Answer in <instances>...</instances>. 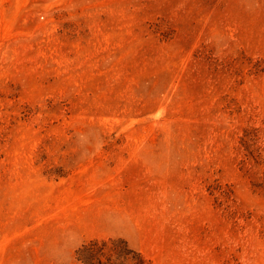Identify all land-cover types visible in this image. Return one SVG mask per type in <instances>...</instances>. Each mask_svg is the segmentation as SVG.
I'll return each mask as SVG.
<instances>
[{
	"label": "rangeland",
	"instance_id": "rangeland-1",
	"mask_svg": "<svg viewBox=\"0 0 264 264\" xmlns=\"http://www.w3.org/2000/svg\"><path fill=\"white\" fill-rule=\"evenodd\" d=\"M116 239L264 264V0H0V264Z\"/></svg>",
	"mask_w": 264,
	"mask_h": 264
},
{
	"label": "trees",
	"instance_id": "trees-1",
	"mask_svg": "<svg viewBox=\"0 0 264 264\" xmlns=\"http://www.w3.org/2000/svg\"><path fill=\"white\" fill-rule=\"evenodd\" d=\"M77 259L82 264H144L140 253L132 250L127 241L116 239L110 241H91L77 250Z\"/></svg>",
	"mask_w": 264,
	"mask_h": 264
}]
</instances>
